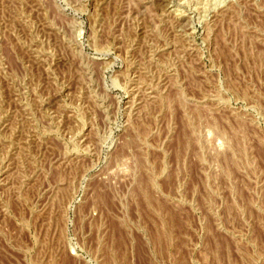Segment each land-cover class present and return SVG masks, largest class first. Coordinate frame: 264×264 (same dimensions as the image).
<instances>
[{
	"label": "rangeland",
	"instance_id": "rangeland-1",
	"mask_svg": "<svg viewBox=\"0 0 264 264\" xmlns=\"http://www.w3.org/2000/svg\"><path fill=\"white\" fill-rule=\"evenodd\" d=\"M0 264H264V0H0Z\"/></svg>",
	"mask_w": 264,
	"mask_h": 264
},
{
	"label": "bare ground",
	"instance_id": "bare-ground-1",
	"mask_svg": "<svg viewBox=\"0 0 264 264\" xmlns=\"http://www.w3.org/2000/svg\"><path fill=\"white\" fill-rule=\"evenodd\" d=\"M225 1V0H224ZM218 2V1H217ZM219 3V2H218Z\"/></svg>",
	"mask_w": 264,
	"mask_h": 264
}]
</instances>
